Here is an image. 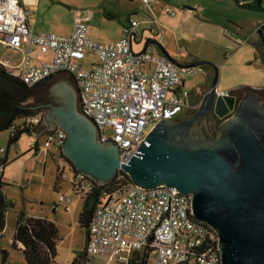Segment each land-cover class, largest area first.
Segmentation results:
<instances>
[{
    "label": "built area",
    "instance_id": "built-area-1",
    "mask_svg": "<svg viewBox=\"0 0 264 264\" xmlns=\"http://www.w3.org/2000/svg\"><path fill=\"white\" fill-rule=\"evenodd\" d=\"M141 2L147 9L156 0ZM167 12L175 14L170 8ZM29 15L21 0H0V43L6 50L20 52L14 63H0L29 87L58 74L73 76L80 112L95 122L101 142L117 144L121 163L131 160L158 121L196 107L190 101L191 92L182 85V74L190 69L180 68L162 53V35L141 51L133 49L138 21L123 25L116 41L102 42L90 37L78 9L69 35L34 31ZM263 24L241 43L249 42ZM89 56L93 59L86 62ZM27 121L38 124L41 119L34 116ZM34 135L37 139L30 142L31 148L42 141L43 147H54L62 155L64 129L43 128ZM5 151L1 146L0 159ZM69 170L71 177L64 169L60 177L70 179L77 194L93 188V178L72 167ZM191 202V194H177L166 185L141 188L131 182L114 189L95 208L87 253L104 256L111 264H127L134 253H146L148 264H221L217 232L194 217ZM207 238L216 244L206 243Z\"/></svg>",
    "mask_w": 264,
    "mask_h": 264
},
{
    "label": "rangeland",
    "instance_id": "rangeland-1",
    "mask_svg": "<svg viewBox=\"0 0 264 264\" xmlns=\"http://www.w3.org/2000/svg\"><path fill=\"white\" fill-rule=\"evenodd\" d=\"M253 1L240 0V4ZM35 4L36 17L47 29L45 31L67 35L79 9L81 15L88 18L85 19L89 29L99 31L100 40L114 42L121 24L134 19L139 22V33H144L134 42V49L140 50L148 38L158 41L157 37L162 35L159 43L170 54L186 61L205 60L216 66L218 91L264 86V63L258 51V36L241 43L252 35L253 27L264 21V13L243 8L235 0H156L147 9L141 0H35ZM167 8L175 14L168 13ZM18 56L16 51L6 50L0 43L1 63H14ZM92 59L89 56L86 62ZM57 76L72 82L67 74ZM182 79L183 87L191 92L197 85L206 83L208 76L205 69L196 66L183 73ZM49 84L42 85L38 92L48 93L46 87ZM30 101L36 102L35 99ZM110 134L111 130L107 129L106 135ZM8 136L9 130L0 131V147L6 148L3 157L7 155L3 179L8 185L4 187V193L13 203L0 231V264H25L22 251L12 245L20 212L53 221L59 233L56 263L72 264L84 248L86 233L78 224L83 203L81 194L76 193L70 179L61 181L55 188L57 168L64 169L71 177L69 165L56 148H45L42 141L35 152L30 147V142L37 139L34 134L24 133L9 146ZM88 257L87 264H111L104 256Z\"/></svg>",
    "mask_w": 264,
    "mask_h": 264
},
{
    "label": "water",
    "instance_id": "water-1",
    "mask_svg": "<svg viewBox=\"0 0 264 264\" xmlns=\"http://www.w3.org/2000/svg\"><path fill=\"white\" fill-rule=\"evenodd\" d=\"M263 29L257 34L264 45ZM207 63L196 60L182 68ZM217 80L215 66L203 106L182 121H158L126 164L120 162L117 144L101 142L95 122L80 112L74 81L57 76L46 87L53 102L34 104L45 108L44 129L66 131L62 154L77 170L100 183L123 170L138 187L166 185L177 194H191L194 217L217 232L221 264H264V106L244 105L216 133L199 129L198 120L211 108L220 117L234 108L232 97L214 99Z\"/></svg>",
    "mask_w": 264,
    "mask_h": 264
},
{
    "label": "trees",
    "instance_id": "trees-1",
    "mask_svg": "<svg viewBox=\"0 0 264 264\" xmlns=\"http://www.w3.org/2000/svg\"><path fill=\"white\" fill-rule=\"evenodd\" d=\"M235 2L243 8L264 13V0H254L250 4H240V0H235ZM201 67L214 77V65L207 63ZM69 76L74 81L73 76ZM42 85L43 82L33 87L27 86L21 80L12 76L6 67L0 63V131L9 130L8 146L11 143L17 142L22 134H34L44 128L43 121L45 113L35 108L36 105L30 102V99L43 102L46 93L45 91L38 92ZM34 116H40L41 122L35 124L27 121L28 118ZM38 147L35 146L32 149L37 152ZM70 164L72 171L75 172L76 168L72 162ZM6 165L7 155L0 159V231L5 226L7 211L13 207V203L4 193V187L8 185L3 179V172ZM59 171L60 169L57 168L55 188L59 187L61 181H66L61 179ZM91 182L93 188L82 195V209L78 217V224L86 233L85 245L83 250L79 251L74 257L72 264H87L89 260V254L86 250L88 229L95 208L101 202V199L114 189L126 187L131 183V179L126 172L119 170L106 183H100L93 179H91ZM58 238V228L53 221L44 217L28 216L24 212H20L17 215L12 245L22 251L25 264H58L55 260L57 255L56 241ZM206 243L216 244L210 238H207ZM3 252L6 254L5 250ZM127 264H148V256L146 253H134Z\"/></svg>",
    "mask_w": 264,
    "mask_h": 264
},
{
    "label": "flooded vegetation",
    "instance_id": "flooded-vegetation-1",
    "mask_svg": "<svg viewBox=\"0 0 264 264\" xmlns=\"http://www.w3.org/2000/svg\"><path fill=\"white\" fill-rule=\"evenodd\" d=\"M257 45H258V51H259L260 58L264 63V45L261 42L259 36H258ZM171 56L180 68H182L183 65L190 64L196 61L193 59L190 61L182 60L181 58L174 56L172 54ZM55 76L49 77L46 80H44L43 85L47 83L49 84L52 81H54L56 79ZM182 82H184V79H182ZM211 83H212V80H209L206 83H201L197 85L195 89L191 91V94L189 97L190 101L196 104V107L193 109L184 110L178 116L174 117L171 120L173 122H179V121H182L194 115L203 106L205 100H207V97L210 94ZM216 91L217 93L214 96V99H216L218 95L223 96V97L224 96L232 97L234 100V108L232 111H230L223 117L218 116L217 113H215L214 109L211 108L207 114H205L200 120H198L199 125L197 127L199 129H204L205 131L212 133V134L216 133L219 130L221 124L224 123L226 120L232 118L238 112V110L241 109L244 105L246 104L253 105V104L258 103V105L262 107L264 106V86L260 89L231 90V91H228V93H224V94H219L218 93L219 91L218 90ZM49 102H53V98L48 96V93H47L45 99H43V102L41 101V104H46ZM39 105H36V106H39ZM37 109H40L44 113L46 112L44 107H37ZM195 129H192L191 132L195 131ZM62 158L69 165V167H71V164L69 162L70 160L68 161V159L65 156H62Z\"/></svg>",
    "mask_w": 264,
    "mask_h": 264
},
{
    "label": "crops",
    "instance_id": "crops-1",
    "mask_svg": "<svg viewBox=\"0 0 264 264\" xmlns=\"http://www.w3.org/2000/svg\"><path fill=\"white\" fill-rule=\"evenodd\" d=\"M37 1V0H36ZM21 2H22V4L27 8V9H29V11H31L30 12V14L31 15H29V22H30V24H31V26L33 27V29H34V31H45V30H47V29H45V28H43V26H42V24L39 22V20L37 19V17H36V4H35V0H21ZM79 10V9H78ZM80 15H81V13H80ZM83 18H84V21H85V23L87 24V20L85 19V18H87V17H84L83 16V14L81 15ZM88 19V18H87ZM134 20V19H133ZM130 21V20H129ZM126 24H128L127 22H123L122 24H121V27H120V30H119V36H118V38L120 37V35H121V31H122V26L123 25H126ZM72 25H73V23H71V26H70V28H69V31L67 32L68 34L67 35H69L70 33H71V31H72ZM88 25V24H87ZM139 27V26H138ZM153 27V26H152ZM255 27H253V29H254ZM88 31H89V35H90V37H92L93 39H95V40H98V41H102V40H100V33H99V31H97V30H94L93 28H91V29H89V26H88ZM48 32H50V31H48ZM56 33V32H55ZM58 34V33H57ZM61 35H64V34H61ZM66 35V34H65ZM144 35V33L143 32H141V33H139V29H137V33L136 34H134V36H133V39H132V47H133V49H134V42L137 40V38L140 36V39L142 38V36ZM148 39H151V38H148ZM147 39V40H148ZM102 42H105V41H102ZM146 44V43H145ZM145 44H144V46H145ZM144 46L140 49V50H136V49H134L135 51H141L143 48H144ZM162 46V45H161ZM15 51V50H14ZM18 54H19V56L18 57H15L14 59H19V57H20V52H18V51H16ZM43 57H45V58H49V55H45V56H43ZM35 59H38L37 57L35 58ZM207 76H208V81L209 80H212V75H210V74H208L207 73ZM184 85H185V83H184ZM183 85V86H184ZM185 89V88H184Z\"/></svg>",
    "mask_w": 264,
    "mask_h": 264
}]
</instances>
